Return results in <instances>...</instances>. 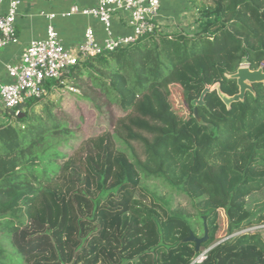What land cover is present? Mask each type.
I'll use <instances>...</instances> for the list:
<instances>
[{"label": "trees", "instance_id": "obj_1", "mask_svg": "<svg viewBox=\"0 0 264 264\" xmlns=\"http://www.w3.org/2000/svg\"><path fill=\"white\" fill-rule=\"evenodd\" d=\"M185 1L182 13L198 12L189 29L103 51L46 80L19 115L0 110V234L18 253L0 241V264H264V231L240 233L264 225V205L249 203L264 190V86L230 109L217 91L195 104L216 84L238 94L227 76L242 65L264 67V0ZM67 85L122 117L83 140L47 100ZM148 180L188 197L196 223L164 197L142 202ZM197 221L209 232L200 252L187 242Z\"/></svg>", "mask_w": 264, "mask_h": 264}, {"label": "built area", "instance_id": "obj_2", "mask_svg": "<svg viewBox=\"0 0 264 264\" xmlns=\"http://www.w3.org/2000/svg\"><path fill=\"white\" fill-rule=\"evenodd\" d=\"M166 0H97L93 7L72 4L66 11H53L48 20L46 37L34 39L19 57L7 62L4 70L8 82L0 83L2 111H16L30 99L43 96L46 80H60L78 63L103 51L113 52L125 48L141 37L156 32H176L177 26L188 22L187 15L196 18L198 12L188 7L175 21L164 19L162 8ZM23 0H9L6 13H0V62L2 52L19 42L17 31ZM80 16L88 21L84 30L83 43L69 48L56 27L59 19L69 20ZM194 22V19H193ZM120 26L128 33L118 35ZM97 27L99 29H97ZM99 30V31H98Z\"/></svg>", "mask_w": 264, "mask_h": 264}, {"label": "rangeland", "instance_id": "obj_3", "mask_svg": "<svg viewBox=\"0 0 264 264\" xmlns=\"http://www.w3.org/2000/svg\"><path fill=\"white\" fill-rule=\"evenodd\" d=\"M162 14L165 16H170L171 19L178 21L180 10L174 9L171 4V0H166L162 8ZM188 22H182V26H177L176 31L183 28H187L190 25H193L194 17L187 15ZM57 22V21H56ZM56 24V23H55ZM83 94L80 90H75L71 86L62 88L61 90L54 92L47 100L53 101L57 106V111L59 115L67 119L73 128V130L78 132V137L82 136L83 140H87L89 137L98 135L110 128L108 124L112 123L111 119L116 120L122 117L119 114V111L114 110L113 107L105 108V114L109 117L108 119L104 118V115L100 116L96 113L94 108L90 105L89 102L83 101L81 98ZM171 102L175 107H182L183 111L191 113V107L187 104L182 91L177 88H172V95L170 98ZM92 107V108H91ZM136 153H141L142 148L139 146H134ZM73 156V151H69V157ZM64 161V160H63ZM154 195L159 197H164L169 200L170 208L173 211L180 210L188 215L192 216V221L196 223L197 213L193 207L192 202L184 194L179 193L178 191L170 188L168 185H164L158 180H148L144 181L143 189L140 190L139 199L144 202L146 205L151 206L154 199ZM144 197V198H143ZM143 198V199H142ZM249 203L253 210H258L261 206L264 205V190L258 193H254L249 198ZM196 230L198 231V236L202 237V224L200 221H197ZM263 232L264 225H255L253 227L247 228L244 233H256ZM9 237V236H8ZM7 240V241H6ZM0 241L4 248L8 251V254L13 258L18 256V253L14 249L11 238H6L5 235L0 234ZM6 241V242H5ZM11 264V263H10ZM22 264V263H20Z\"/></svg>", "mask_w": 264, "mask_h": 264}, {"label": "crops", "instance_id": "obj_4", "mask_svg": "<svg viewBox=\"0 0 264 264\" xmlns=\"http://www.w3.org/2000/svg\"><path fill=\"white\" fill-rule=\"evenodd\" d=\"M97 0H23L20 9V17L18 20L17 31L19 42L7 49L1 54L0 62V83L3 84L9 81L4 65L7 62L20 56L30 41L46 37V27L48 20L46 15L53 11H66L72 4H78L81 7H93ZM9 0H0V13H6ZM172 7L179 10L188 6L185 0H171ZM182 10L179 12L181 16ZM164 16L167 19L170 16ZM88 21L80 16L72 17L69 20L59 19L56 22V27L61 35L62 40L69 48H76L83 43L84 30ZM97 29H99L97 27ZM99 31V30H98ZM128 31L118 26L116 34H126ZM2 109L0 99V110Z\"/></svg>", "mask_w": 264, "mask_h": 264}, {"label": "water", "instance_id": "obj_5", "mask_svg": "<svg viewBox=\"0 0 264 264\" xmlns=\"http://www.w3.org/2000/svg\"><path fill=\"white\" fill-rule=\"evenodd\" d=\"M228 79L236 80L239 87V93L234 96H228L222 92L221 85L216 84L212 88H207L201 95L200 100L195 101L197 105H203L205 97L211 92H218L223 103L230 109L234 103L244 102L246 94L248 92L255 94L254 85L262 84L264 86V67H260L257 70H252L248 65H242L238 71L227 76ZM195 117L201 122L198 111L195 108ZM23 116V115H20ZM209 232L205 222V235L204 237H197L193 232L187 239V242H193L196 244L198 252L202 251L203 244L208 242ZM211 250V249H210Z\"/></svg>", "mask_w": 264, "mask_h": 264}]
</instances>
